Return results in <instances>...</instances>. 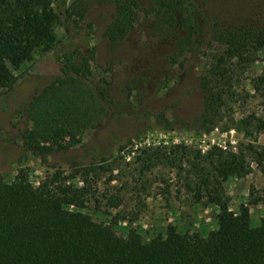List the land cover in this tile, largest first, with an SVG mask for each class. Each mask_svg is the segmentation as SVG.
<instances>
[{
	"label": "rangeland",
	"instance_id": "374dc122",
	"mask_svg": "<svg viewBox=\"0 0 264 264\" xmlns=\"http://www.w3.org/2000/svg\"><path fill=\"white\" fill-rule=\"evenodd\" d=\"M141 1L146 7L156 8L159 3ZM69 3L54 0V7L60 11ZM181 3L172 13L174 23L167 20L166 11L143 12L135 28L119 42L104 36L115 13L114 4L108 2L90 0L86 16L78 24H58L57 40L50 50L36 51L15 72L18 80L0 87V179L13 180L23 170L38 186L54 172L71 173L74 163L88 165L110 157L112 171L100 173L96 197L83 211L110 225L116 236L135 230L149 239L164 233L169 225L206 236L218 228L219 207L196 202L194 191L185 186L187 179L178 177L174 168L159 164L142 174L135 161L150 145L185 144L202 151L213 144L236 148L255 139L264 145V132L246 137L234 126L223 127L231 118H264V86L255 88L256 78L264 74V49L247 66L227 58L222 63L223 77H216L215 66L226 47L212 38L214 24L264 26V0ZM89 50L95 56L94 79L111 81L105 114L71 149L43 158L23 144L22 134L32 126L26 107L37 92L61 75L64 55ZM203 77L218 83L226 99L224 118L210 132L193 122L204 105ZM109 176L113 179H107ZM74 181L80 183V179ZM224 188L232 209L247 207L254 223L260 222L264 217V168L253 164L250 174L230 177Z\"/></svg>",
	"mask_w": 264,
	"mask_h": 264
},
{
	"label": "trees",
	"instance_id": "16d2710c",
	"mask_svg": "<svg viewBox=\"0 0 264 264\" xmlns=\"http://www.w3.org/2000/svg\"><path fill=\"white\" fill-rule=\"evenodd\" d=\"M98 1L115 6L104 31L111 42L127 38L143 12L166 11L167 20L174 23L172 13L182 4L181 0H159L155 8L141 0ZM89 4L90 0H70L57 11L54 0H0V87L13 85L18 80L15 72L36 51L50 50L57 40L58 24H78L84 19ZM212 38L226 47L214 74L223 77L222 63L227 58L247 66L264 49V26L214 24ZM94 58L93 50L64 55L61 75L34 95L26 107L32 122L22 134L26 149L43 158L67 151L101 121L111 99V81L94 79ZM201 86L204 105L193 122L210 132L224 118L225 92L208 77L202 78ZM263 86L264 74L256 78L255 88ZM232 126L246 137H257L264 132V118H231L223 127ZM142 152L135 161L140 172L145 174L159 164L174 168L178 177L187 179L185 186L194 191L196 202L219 207L218 228L206 236L174 225L149 239L135 230L116 236L110 225L83 211L96 197L100 173L112 171L110 157L88 165L74 163L71 173L54 172L38 186L21 170L13 180L0 179V264H264V217L254 223L247 207L232 209L224 188L230 177L250 174L253 164L264 168V145L256 139L236 148L213 144L205 151L185 144L150 145Z\"/></svg>",
	"mask_w": 264,
	"mask_h": 264
}]
</instances>
